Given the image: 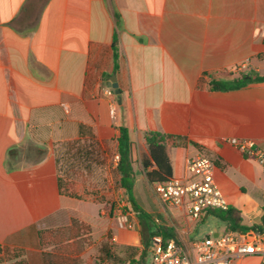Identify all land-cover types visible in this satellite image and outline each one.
I'll return each mask as SVG.
<instances>
[{"label": "crops", "instance_id": "1", "mask_svg": "<svg viewBox=\"0 0 264 264\" xmlns=\"http://www.w3.org/2000/svg\"><path fill=\"white\" fill-rule=\"evenodd\" d=\"M116 12L121 27L114 72ZM251 71L264 74V0H0V264H45L46 235L70 230L72 246L110 234L104 245L123 254L135 247L139 254L141 224L120 225L116 214L125 192L112 185L118 175L106 170L118 154L120 126L129 131L136 160L147 151L148 131L185 137L171 150L173 176L188 175L190 158L210 157L216 183L230 207L241 211L242 224H261L264 166L231 140H251L264 151V82L230 91L206 84ZM113 75L119 95L109 86ZM71 139L85 142L72 145V181L81 184L79 174L92 181L80 188V198L59 188L58 147ZM26 143L44 147L45 156L8 171V151ZM79 157L90 168H79ZM153 213L186 247L228 229L193 236L210 213L194 221L182 206L163 203ZM120 260L116 264H124ZM232 264H264V257L247 255Z\"/></svg>", "mask_w": 264, "mask_h": 264}, {"label": "trees", "instance_id": "2", "mask_svg": "<svg viewBox=\"0 0 264 264\" xmlns=\"http://www.w3.org/2000/svg\"><path fill=\"white\" fill-rule=\"evenodd\" d=\"M29 6V3H28ZM28 6L24 7V11L28 9ZM116 19V28L113 35L112 51H113V63L114 72L119 70V46H118V31L121 27V17L116 12L114 14ZM204 79L200 80L203 83ZM264 82V74L251 71L248 73L236 72L231 73L223 78H211L206 84L212 91H230L238 90L248 86L251 83ZM83 126H80V129ZM145 141L147 151L142 153L139 157V162L142 164L143 171L149 183L152 185L158 182H164L173 177L171 150L187 142V139L183 136L168 134L160 131H148L145 134ZM195 146H198L196 142L191 141ZM134 143L131 141L129 131L125 126L119 127V135L117 137V153L119 154L118 166L114 169V172L119 177L118 185L125 192V201L128 203V207L124 208V212L129 208L138 207L139 211L136 213L140 219L142 245L143 248L138 254V249L135 247L126 248L125 260H120L113 255L111 245L105 244L102 248L107 258L113 260H120L119 262L124 264H147L148 245L150 237L155 234H161L165 238L166 242L174 240L180 242L176 236L177 231L173 226H169L165 223L162 215L156 213H149L142 210L134 195V189L136 184L137 170L135 168L138 161L133 156ZM27 151H33L36 154V158L32 161L22 163L27 155ZM87 155H93L94 150H88ZM26 154V155H25ZM46 154L44 147H39L32 143L18 144L8 151L5 166L8 171L20 169L28 165L36 164L40 162ZM70 186L64 179H59V188L62 195L80 198V195L76 191H71ZM73 187V183H72ZM133 203V204H132ZM261 224H255L246 226L242 224L241 211L234 207H229L226 210H209L208 213L220 218L228 225V231H239L242 234H249L253 232L262 233L264 231V206L262 207ZM156 218L159 220L156 221ZM138 254V259L134 256ZM76 259L56 255L49 257L45 264H75ZM18 264H23L18 262Z\"/></svg>", "mask_w": 264, "mask_h": 264}, {"label": "built area", "instance_id": "3", "mask_svg": "<svg viewBox=\"0 0 264 264\" xmlns=\"http://www.w3.org/2000/svg\"><path fill=\"white\" fill-rule=\"evenodd\" d=\"M108 94L113 96L114 91L109 90ZM231 144L264 166V151L254 141L232 139ZM118 162L119 154H116L111 167L116 168ZM214 167V161L206 155L190 158L187 176H173L154 184L153 189L165 206H182L190 219L199 221L209 210H226L230 207L216 183ZM156 221L159 220L156 218ZM119 223L128 229L134 227L129 213H122ZM148 252L150 264H232L247 255L264 257V231L249 234L228 231L193 240L188 247L174 240L166 242L163 235L155 234L150 237Z\"/></svg>", "mask_w": 264, "mask_h": 264}, {"label": "rangeland", "instance_id": "4", "mask_svg": "<svg viewBox=\"0 0 264 264\" xmlns=\"http://www.w3.org/2000/svg\"><path fill=\"white\" fill-rule=\"evenodd\" d=\"M85 142L81 141H74L72 144V139L67 141L66 143H63V145L58 147V154L60 156V159L62 161V179L64 181H67L70 186L71 191H76L77 193L80 191V188L84 186L86 189L87 184L88 186L92 185V181H89V178H85L83 174H79L78 178L80 180V183L76 186V183L72 181V145L73 147H79L80 145L83 146ZM26 155V154H25ZM112 155H110L111 157ZM141 156V153L138 154L137 161L135 168L137 170L138 179L136 180L135 184V200L138 204V206L144 210L145 212L153 213L157 212L162 208V203L158 196L156 195L153 185L149 183L148 179L145 176V173L142 168V164L139 162V157ZM36 158V154L33 151H27V155L25 159L22 161V163L32 161ZM78 160V166L81 169H88L90 168L89 164H84L82 162V159L79 157ZM106 170L110 173H114V169L110 166L106 168ZM73 183V187H72ZM114 185L115 189L118 187V183H112ZM113 187H111L112 189ZM87 191V190H86ZM128 207V203L125 201L123 207L119 209V214L117 212L116 217H119L122 213H129V220L133 223L135 227V222H140V219L136 215V211H134V208H129L128 211L124 212V208ZM153 211V212H152ZM108 214V213H107ZM139 225V224H138ZM227 228V223L222 221L220 218L214 216L211 214V217L209 219V222L200 223L198 225V228L196 231L192 233L194 236L195 234H202L211 231V230H218L220 232H224V230ZM64 235L60 237L51 236L50 239L49 235L47 234L46 239L43 242L42 248L44 249V253H47L50 255V257L61 255V256H67L76 259L75 264H116V261L110 258H107L104 251L102 250L105 241L110 243V234L107 236L108 240L105 239V237L101 240L100 235H89L84 238H81L78 240L77 245L72 246V230H70L67 233H63ZM48 239V240H47ZM111 245V244H109ZM111 249L114 254H117L119 257H126V254H123L121 250H118L115 248L114 245H111ZM2 251L0 250V253ZM7 254V253H5ZM11 255H14L13 253H9V255H4L1 257L9 258ZM72 255L74 257H72ZM148 261V256H147Z\"/></svg>", "mask_w": 264, "mask_h": 264}, {"label": "water", "instance_id": "5", "mask_svg": "<svg viewBox=\"0 0 264 264\" xmlns=\"http://www.w3.org/2000/svg\"><path fill=\"white\" fill-rule=\"evenodd\" d=\"M109 86L115 91L116 94H120V89L118 88V84L116 82V76L113 75L110 79ZM133 204V203H132ZM134 211L138 212V207H134Z\"/></svg>", "mask_w": 264, "mask_h": 264}]
</instances>
